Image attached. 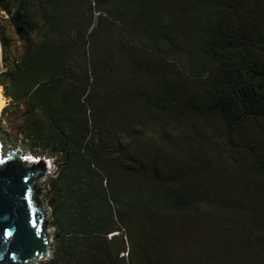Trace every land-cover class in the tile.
I'll return each instance as SVG.
<instances>
[{
    "label": "trees",
    "instance_id": "trees-1",
    "mask_svg": "<svg viewBox=\"0 0 264 264\" xmlns=\"http://www.w3.org/2000/svg\"><path fill=\"white\" fill-rule=\"evenodd\" d=\"M2 16L20 47L0 25V120L60 166L39 264H221L243 229L264 239V0H0Z\"/></svg>",
    "mask_w": 264,
    "mask_h": 264
},
{
    "label": "water",
    "instance_id": "water-1",
    "mask_svg": "<svg viewBox=\"0 0 264 264\" xmlns=\"http://www.w3.org/2000/svg\"><path fill=\"white\" fill-rule=\"evenodd\" d=\"M0 73L5 70L1 60ZM1 139V138H0ZM0 142V264H38L51 257L50 218L42 210L38 184L55 176L59 164L52 155L24 153L17 147L4 152Z\"/></svg>",
    "mask_w": 264,
    "mask_h": 264
},
{
    "label": "bare ground",
    "instance_id": "bare-ground-1",
    "mask_svg": "<svg viewBox=\"0 0 264 264\" xmlns=\"http://www.w3.org/2000/svg\"><path fill=\"white\" fill-rule=\"evenodd\" d=\"M4 103L5 99L0 92V113ZM255 229L251 231V235L255 234ZM259 236L264 235H257V237ZM225 244V250L228 251V254L221 258V264H264V239L254 241L252 237H248L247 230L243 229L242 237L232 238ZM195 256L193 249V253L190 254L189 258L192 259ZM207 264H213V262L208 260Z\"/></svg>",
    "mask_w": 264,
    "mask_h": 264
},
{
    "label": "rangeland",
    "instance_id": "rangeland-1",
    "mask_svg": "<svg viewBox=\"0 0 264 264\" xmlns=\"http://www.w3.org/2000/svg\"><path fill=\"white\" fill-rule=\"evenodd\" d=\"M6 23H7L6 18L4 16H2V18L0 19V25L2 26V28L6 32V35L10 38V42H9L10 44H9L8 50L13 53L14 51H18L19 50L20 44H19V42H17V38H16L15 32L13 31V29L11 27H8V25H6ZM1 48H2V43H1ZM2 57H3V55H2V50H1V60H2V63H3ZM3 66H4V64H3ZM4 68H5V66H4ZM0 92H1V94L3 96L2 87L0 89ZM4 99H5V103H4V106H5V105H7V101L8 100L5 97H4ZM7 121L8 120H6V119L0 120V138H1L0 139V142H3V144L1 145V148H2V150L4 152H6L8 150V147H11L12 149L16 148L17 147V144H18V141H20V144H21V147L23 148L24 153H27V151L29 150L30 153H32V155H44V154H46V155H49L50 156V154H48V153H42L37 148H33V149L30 148L29 146L26 145V143H23L21 137H19L18 140H16V141L10 140L8 138V136L6 135V133L9 131V127H8V124H7L8 122ZM38 184H40V187L41 188H44L45 189V190L42 191V194L43 195L42 196H38V198H39V200L41 202L42 210L47 212L46 218L48 219L49 216H50L49 215L50 213H49V207L47 206V201L45 199L46 184H45L44 180L40 181ZM216 227H218V226H212L211 228L213 229V228H216ZM49 229H51V233L53 234L54 230H52L51 227H49ZM53 250H54V244H53ZM51 256H52V254H51ZM181 258H182V256L181 257L180 256L178 257V259H181ZM32 264H36V263H32Z\"/></svg>",
    "mask_w": 264,
    "mask_h": 264
},
{
    "label": "clouds",
    "instance_id": "clouds-1",
    "mask_svg": "<svg viewBox=\"0 0 264 264\" xmlns=\"http://www.w3.org/2000/svg\"><path fill=\"white\" fill-rule=\"evenodd\" d=\"M5 71V70H4ZM54 157V156H53ZM55 158V157H54ZM45 181V180H44ZM49 227H51L52 228V226L51 225H49ZM53 230H54V227H53ZM49 231H50V233H51V229H49ZM51 239H52V242H53V234L51 233Z\"/></svg>",
    "mask_w": 264,
    "mask_h": 264
},
{
    "label": "built area",
    "instance_id": "built-area-1",
    "mask_svg": "<svg viewBox=\"0 0 264 264\" xmlns=\"http://www.w3.org/2000/svg\"><path fill=\"white\" fill-rule=\"evenodd\" d=\"M52 230H53V227H52Z\"/></svg>",
    "mask_w": 264,
    "mask_h": 264
}]
</instances>
